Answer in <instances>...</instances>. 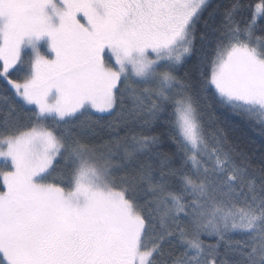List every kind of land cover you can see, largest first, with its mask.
<instances>
[{
  "label": "snow or ice",
  "instance_id": "snow-or-ice-1",
  "mask_svg": "<svg viewBox=\"0 0 264 264\" xmlns=\"http://www.w3.org/2000/svg\"><path fill=\"white\" fill-rule=\"evenodd\" d=\"M0 264H264V0H0Z\"/></svg>",
  "mask_w": 264,
  "mask_h": 264
},
{
  "label": "trees",
  "instance_id": "trees-1",
  "mask_svg": "<svg viewBox=\"0 0 264 264\" xmlns=\"http://www.w3.org/2000/svg\"><path fill=\"white\" fill-rule=\"evenodd\" d=\"M250 2L255 4V3L260 2V0H250ZM217 115H219L221 117V119L229 118V119H231L233 121L238 119L237 117L230 116L229 114L224 113L223 111L218 112ZM253 139H255L257 145L260 143V137L258 135L253 134Z\"/></svg>",
  "mask_w": 264,
  "mask_h": 264
}]
</instances>
